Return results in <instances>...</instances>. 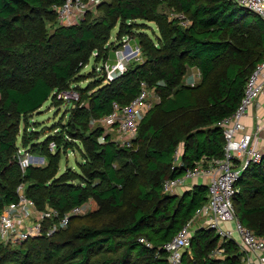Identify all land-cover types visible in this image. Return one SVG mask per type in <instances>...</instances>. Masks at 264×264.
<instances>
[{
  "label": "trees",
  "instance_id": "trees-1",
  "mask_svg": "<svg viewBox=\"0 0 264 264\" xmlns=\"http://www.w3.org/2000/svg\"><path fill=\"white\" fill-rule=\"evenodd\" d=\"M62 2L0 0V213L17 204L18 186L33 178L30 166L21 172L18 165L20 120L51 99L57 103L54 93L67 90L80 100L73 101L66 123L42 140L37 131L22 136L21 147L47 161L26 197L37 210L50 208L59 217L88 201L90 210L85 220L50 237L45 232L58 219L43 222V236L20 244L0 243V264H168L163 246L205 204L207 190L195 185L180 195L164 194L162 184L200 161H207V167L223 158L225 142L218 124L234 114L248 77L264 58V21L231 0H110L95 21L88 22L87 13L79 24L58 25L49 34L47 22L57 20L53 7ZM163 3L184 14L190 24L168 21L159 11ZM135 21H142L145 29L153 23L156 40L145 30L132 32ZM117 22L120 38L137 36L144 61L130 64L110 83L102 77L88 89L71 86L80 82L77 75L91 58L96 64L106 59ZM188 67L198 71L197 85H182ZM141 82L161 101L141 120L133 143L137 149L119 148L103 130L90 126L110 113L112 102L125 105L134 99ZM84 102L87 106L81 105ZM76 141L83 146L82 174H76L78 182L73 183L56 175L62 150L77 147ZM131 187L134 192L125 201ZM43 188L48 189L45 196ZM234 188L240 223L264 239V158L247 166ZM125 206L129 219L121 223L102 216V208ZM243 259L234 241L199 228L181 264H243Z\"/></svg>",
  "mask_w": 264,
  "mask_h": 264
},
{
  "label": "built area",
  "instance_id": "built-area-1",
  "mask_svg": "<svg viewBox=\"0 0 264 264\" xmlns=\"http://www.w3.org/2000/svg\"><path fill=\"white\" fill-rule=\"evenodd\" d=\"M231 1L264 21V0ZM91 2L92 0H63L62 4L54 6L53 10L60 26L69 27L82 22L89 12ZM182 23L183 26L187 25L185 21ZM133 54L135 55L134 61H139V47L134 49ZM92 56L95 57L96 53H93ZM123 61L124 58L111 65L108 60H103L100 66H96L94 69L98 73H104L105 84L110 83L126 71ZM149 90L151 89L148 85L141 82L139 93L134 99L125 105L112 102L110 113L97 121L103 128L114 131L121 139L122 147L119 146L118 141L120 140L112 139L119 148H132L141 120L153 108L154 104L149 98ZM263 94L264 58L248 77L240 104L234 114L218 124L222 129L225 142L223 158L211 160L207 167H203L202 161H200L194 168L185 170L181 177L166 180L162 184L164 194H175L177 190L185 187L187 182L202 178L206 181L204 186L207 190L205 204L198 208L193 218L163 246V250L168 255V264H181V257L190 245L191 236L199 228L213 230L221 239L234 241L244 253L245 264H264V239L256 236L240 223L232 200L236 193L234 184L242 172L250 164H259L264 158V151L256 149L254 146L259 127H256L252 132H247L243 124L247 112ZM54 95L59 101L70 102L72 100L68 101V97L76 96L77 93L67 90L54 93ZM49 149L53 151V143H50ZM17 158L20 170L24 172L32 157L26 149L20 147ZM23 189V184L17 188V204L7 206L0 213V243L20 244L27 239L43 236L42 224L45 220L58 219L60 227L64 228L73 217L87 212L88 203L71 209L63 217H59L55 210L47 208L39 213L38 219L29 222V214L36 212L37 209L35 204L24 196ZM21 211L23 215H20ZM17 214L20 217L18 221L15 217ZM54 231L49 228L45 232V236L50 237ZM140 241L143 242V240Z\"/></svg>",
  "mask_w": 264,
  "mask_h": 264
},
{
  "label": "rangeland",
  "instance_id": "rangeland-1",
  "mask_svg": "<svg viewBox=\"0 0 264 264\" xmlns=\"http://www.w3.org/2000/svg\"><path fill=\"white\" fill-rule=\"evenodd\" d=\"M106 2H110V0H92L91 4H90V8H89V12L90 13V18L88 20V22L90 21H95L96 19H98L99 17H101L103 15V11L101 10V8L106 4ZM167 3H163L160 8L159 11L162 12L163 14H165V16L167 17V20H176V19H183V21H185L187 24H190L189 19L182 13H180L176 8H167L166 7ZM57 18V17H56ZM87 18V16L84 17V20ZM178 19V20H179ZM57 21V22H56ZM55 22L53 23H48V30L47 32L49 34H53V31L55 29V27H57L59 24V20L57 18ZM136 25H133L132 28V32L134 33H139V32H146V34L148 36L151 37L152 40H156V37L158 36V31L156 26L153 23H147L146 29L145 27H142V21H135ZM139 24V25H138ZM141 24V25H140ZM119 23L117 22V24L115 25V27L111 30L110 35H109V40L108 43L110 44V46L112 47V49L108 52V55L105 59V61H109L108 63L113 65L114 63H116L119 59L124 58V66L127 69L130 64L132 63H142L144 61V58L142 56L141 53V49L138 43V38L131 36H127L126 38H120L118 36V30H119ZM126 40V41H125ZM137 47H139V51H140V56H138L140 58L139 61H134V49H137ZM27 51V50H26ZM117 53V55H116ZM96 64L93 59L91 58L87 65L80 71V75L77 76H81L80 82L76 83V82H72L71 86L73 87H87L88 84H94L95 82H99L98 80H101L99 78H104V73H98L97 71L93 69L94 67L96 68V66H100L101 63H97L96 66L94 65ZM200 81V75L198 73V71L195 68H190L188 67L186 69L185 74L183 75L182 79H181V83L182 85H186V86H194L197 85ZM17 86H19V84H16ZM88 89V87H87ZM151 90H149V98L152 101V104L157 105L158 103H160L161 99H159V97L157 96V94L152 90V88H149ZM153 91V92H152ZM91 91L89 90L87 95H90ZM72 100L70 102H60V101H56L57 103H54V101L51 99L49 101H47L38 111L32 113L31 115H29L25 120L22 118L20 120V127H19V132L16 136V147L20 148L22 145V136L23 134L29 135L31 133V131H37L39 133V135L41 136L39 138V140H42L48 136H50L51 134H54V128L56 127H60L62 125H64L67 121V114L69 112V109H71L72 107L74 108V102H78L79 96H75V95H71L70 97H68V101ZM74 101V102H73ZM60 102V103H59ZM88 102V100L86 101ZM84 102L83 106H87V103ZM100 128L101 130H103V134H108L112 139L116 140H120L119 142V146L122 145L121 139L116 135V133H114V131L109 130L108 128H103L100 123L95 122L94 124H92L90 126L91 129L97 130V128ZM139 127V126H138ZM43 134H46L45 136L42 137ZM101 140V139H100ZM77 143V147L72 148L70 150H62L61 154H60V160H59V171L56 175L57 178H59L61 175H65L66 178H70L72 180L73 183H77L78 181L75 180V176L76 174H82L79 170V166L82 162V154H83V146L81 145V143L79 141H76ZM122 147V146H121ZM137 146L133 145L132 148L130 150H136ZM53 152V151H52ZM33 155H31V161H30V168L33 169V178L29 181L26 180L23 189V194L24 196H27L26 194H28L26 192V189L30 188V186L36 182L37 179H35V176H40L41 172V168L45 166L46 164V159L42 158V157H38L36 153H32ZM28 166V167H29ZM27 167V168H28ZM57 180V179H56ZM52 181H50L49 183H46L47 185H51ZM47 187V186H46ZM48 189L47 188H43L41 189L42 195L45 196V194L47 193ZM132 191L134 192L133 187L128 188L127 189V193H126V200L130 199ZM87 212L83 215L77 216V217H73L68 225L64 228H61L59 223L57 221H53L54 223H52L51 221V225L50 228H52L53 230L57 231L60 229H65L67 228L70 224H73L75 222H77V220H85L88 217L89 214V210H90V201L87 202ZM127 205V204H126ZM139 206L141 208H147L148 204H139ZM103 212H102V216L107 217L110 216L113 219H118L119 223H121L122 221H124V219H129V215L127 212V207H122V208H118L115 210H111L107 209V208H102ZM45 211V209L42 210H37L36 212H31L29 214V222H34V220L39 218V213ZM23 212L21 211L20 215ZM26 215H28V213L25 211ZM19 214H17L15 217L17 218L16 221L19 220L20 217H18ZM215 256H219L218 252L215 251Z\"/></svg>",
  "mask_w": 264,
  "mask_h": 264
},
{
  "label": "crops",
  "instance_id": "crops-1",
  "mask_svg": "<svg viewBox=\"0 0 264 264\" xmlns=\"http://www.w3.org/2000/svg\"><path fill=\"white\" fill-rule=\"evenodd\" d=\"M243 124L247 132H252L256 129V127H259V131L254 141V146L256 149L264 151V94L260 96L249 109L246 117L243 119ZM181 152L182 149L179 148L178 154H180ZM204 163H207V161H202L201 165H203ZM205 182V179L202 178L189 181L187 182L185 187L177 190L175 194L180 195L184 191L191 190L195 185L204 186ZM243 264H245L244 259Z\"/></svg>",
  "mask_w": 264,
  "mask_h": 264
}]
</instances>
